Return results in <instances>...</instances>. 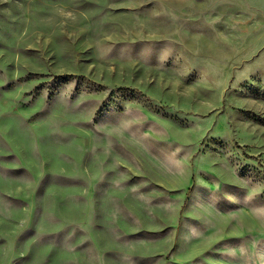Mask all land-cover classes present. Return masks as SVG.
Returning <instances> with one entry per match:
<instances>
[{
	"label": "rangeland",
	"instance_id": "374dc122",
	"mask_svg": "<svg viewBox=\"0 0 264 264\" xmlns=\"http://www.w3.org/2000/svg\"><path fill=\"white\" fill-rule=\"evenodd\" d=\"M0 264H264V0H0Z\"/></svg>",
	"mask_w": 264,
	"mask_h": 264
}]
</instances>
